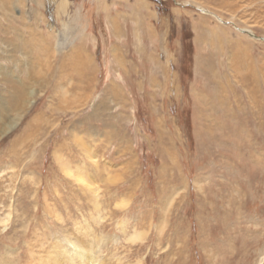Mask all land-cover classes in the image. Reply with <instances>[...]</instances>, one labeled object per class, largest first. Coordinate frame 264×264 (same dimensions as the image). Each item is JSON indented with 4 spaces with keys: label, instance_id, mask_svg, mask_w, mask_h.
<instances>
[{
    "label": "rangeland",
    "instance_id": "rangeland-1",
    "mask_svg": "<svg viewBox=\"0 0 264 264\" xmlns=\"http://www.w3.org/2000/svg\"><path fill=\"white\" fill-rule=\"evenodd\" d=\"M68 241L264 264V0H0V264Z\"/></svg>",
    "mask_w": 264,
    "mask_h": 264
},
{
    "label": "bare ground",
    "instance_id": "bare-ground-1",
    "mask_svg": "<svg viewBox=\"0 0 264 264\" xmlns=\"http://www.w3.org/2000/svg\"><path fill=\"white\" fill-rule=\"evenodd\" d=\"M242 31L243 30H241V32ZM248 33L249 34L251 33V35L254 37V34H253L252 31L249 30ZM30 98H31V95H30ZM31 104H33V102H31L30 105ZM64 169H65V172L68 173L67 175H71L72 176V174L69 173L70 172L69 168L65 167ZM74 178L76 179V181L79 184L84 185V183H83V182H85L84 178L81 177V178L78 179L76 176H74ZM70 241H71V239H70ZM70 241H68L69 244L71 245V248H72L71 249V248L68 247L70 249V251H68L67 247H65V249H63V247L60 244H55V247H53L52 252L49 254V256H50L49 258H50V260H52V262H51L52 264H97L98 263L95 260L94 256H91V257L94 258L92 260V262H91L90 258H84L82 256L84 254L83 252L84 251L88 252V250H85L84 248H82L80 243H78L76 241H73V242H70ZM85 255H87V254H85ZM5 263H7V262H5Z\"/></svg>",
    "mask_w": 264,
    "mask_h": 264
},
{
    "label": "crops",
    "instance_id": "crops-1",
    "mask_svg": "<svg viewBox=\"0 0 264 264\" xmlns=\"http://www.w3.org/2000/svg\"><path fill=\"white\" fill-rule=\"evenodd\" d=\"M51 41H52V40H51ZM43 42H44V43H43L44 54H42V55H46V56H49V57H53V50H52V49L54 48L53 43L49 44V43H48L49 40H48V41H43ZM79 46H80V48L83 47L82 44H79ZM47 51H49V52L51 51V52H52V55H51L50 53H48ZM76 54H77V55H80V54H82V53H79V51H77ZM76 54H74V55H76ZM74 55H73V56H74ZM88 56H90V55H87L86 52H83L82 57H83V59H86V61H84V63H87V61H88L89 65H90V60L92 59V55H91V57H89V58H88ZM40 58H42V57H40ZM59 63H60V62H59ZM61 63H62V62H61ZM68 63H69V60H66V61H64V62L62 63V66H63L64 69H65L67 66H69Z\"/></svg>",
    "mask_w": 264,
    "mask_h": 264
}]
</instances>
